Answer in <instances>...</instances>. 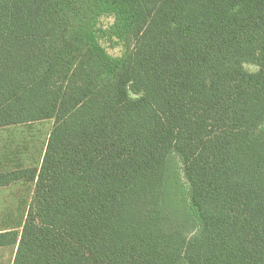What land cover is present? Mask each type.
Returning <instances> with one entry per match:
<instances>
[{"label": "trees", "instance_id": "obj_1", "mask_svg": "<svg viewBox=\"0 0 264 264\" xmlns=\"http://www.w3.org/2000/svg\"><path fill=\"white\" fill-rule=\"evenodd\" d=\"M46 119L13 264H264V0H0V128Z\"/></svg>", "mask_w": 264, "mask_h": 264}, {"label": "rangeland", "instance_id": "obj_2", "mask_svg": "<svg viewBox=\"0 0 264 264\" xmlns=\"http://www.w3.org/2000/svg\"><path fill=\"white\" fill-rule=\"evenodd\" d=\"M113 22V15L101 16L95 34L110 54L120 56L124 46L122 44L112 46L103 35L104 30ZM245 66L250 71L257 70L252 64ZM53 125L54 119H46L0 128V171L18 166L39 167ZM34 188V181H19L0 188V231L22 230ZM15 252V246L0 248V264H13Z\"/></svg>", "mask_w": 264, "mask_h": 264}, {"label": "crops", "instance_id": "obj_3", "mask_svg": "<svg viewBox=\"0 0 264 264\" xmlns=\"http://www.w3.org/2000/svg\"><path fill=\"white\" fill-rule=\"evenodd\" d=\"M16 167H14V168H11V169H8V170H5V171H9V170H12V169H15ZM19 182V181H18ZM17 183V182H16ZM13 184H15V183H13ZM13 184H11V185H13ZM10 186V185H9ZM1 188V187H0ZM9 247V246H8ZM0 248H5V247H0ZM14 259V258H13Z\"/></svg>", "mask_w": 264, "mask_h": 264}]
</instances>
